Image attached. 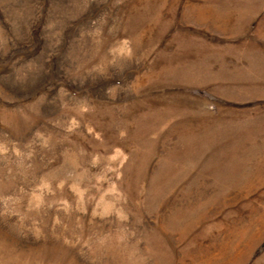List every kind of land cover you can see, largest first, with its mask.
I'll list each match as a JSON object with an SVG mask.
<instances>
[{
  "label": "rangeland",
  "instance_id": "374dc122",
  "mask_svg": "<svg viewBox=\"0 0 264 264\" xmlns=\"http://www.w3.org/2000/svg\"><path fill=\"white\" fill-rule=\"evenodd\" d=\"M0 264H264V0H0Z\"/></svg>",
  "mask_w": 264,
  "mask_h": 264
}]
</instances>
